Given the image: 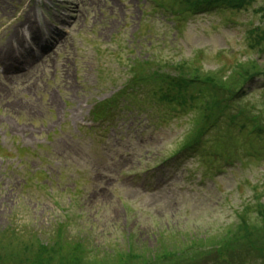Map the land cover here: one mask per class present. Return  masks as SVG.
Wrapping results in <instances>:
<instances>
[{"label":"rangeland","instance_id":"1","mask_svg":"<svg viewBox=\"0 0 264 264\" xmlns=\"http://www.w3.org/2000/svg\"><path fill=\"white\" fill-rule=\"evenodd\" d=\"M185 2L0 0L5 264H58L72 246L89 252L87 264H152L142 257L156 252L158 264H202L264 202V154L249 158L237 138L222 159L214 155L228 151L210 138L202 152L182 153L194 108L163 121L151 78L179 66L229 87L241 70H264L249 36L263 26L264 0L196 15ZM259 88L236 109L262 113Z\"/></svg>","mask_w":264,"mask_h":264},{"label":"trees","instance_id":"2","mask_svg":"<svg viewBox=\"0 0 264 264\" xmlns=\"http://www.w3.org/2000/svg\"><path fill=\"white\" fill-rule=\"evenodd\" d=\"M186 4L193 6L194 14L201 12L221 11H238L246 10L259 0H184ZM192 3V4H191ZM162 7V5H159ZM183 6V5H182ZM182 6L178 8H182ZM163 8V7H162ZM174 8V7H173ZM171 14H179L174 10L164 7ZM183 9V8H182ZM181 10V9H180ZM182 13V12H181ZM262 14L263 26L253 28L249 31L250 47L257 53L264 55V6L258 11ZM183 14L185 12L183 11ZM187 14H190L187 11ZM178 66V65H176ZM181 67H177V76L165 77L154 75L153 82L161 86L153 91V101L163 109V121H167L173 114H179L188 108H194L197 119L196 132L189 141L182 146V153H200L204 150V138H210L216 146L218 143L224 146V150L232 146V139L237 138L236 148H243L249 158L262 157L264 154V108L262 113L257 114L254 105H248L245 111L242 105L236 109L242 101H246L249 96L255 92V87L264 88V70H254L248 73L241 70L242 79L240 84L231 82V86H217L207 78L194 76L192 78L185 77V73ZM140 78H146L148 75L145 70L138 72ZM150 77V76H149ZM264 92V89H261ZM256 93V92H255ZM195 119V120H196ZM225 129V133L211 136V131L215 132ZM227 133L228 136L226 135ZM227 141H231V145H227ZM210 143V142H209ZM263 148V149H261ZM218 152V151H217ZM228 152H222L214 155V158L222 159ZM258 210L251 214L246 213L240 216L239 223L216 244L212 245L209 252L203 254L205 259L202 264H264V202L257 203ZM238 226V227H237ZM211 240H215L212 239ZM73 247V248H72ZM67 257L60 258L58 264H87L88 251L79 246H72ZM75 247V248H74ZM176 247V246H175ZM172 247V248H175ZM181 250V249H178ZM170 251H173L170 249ZM43 253V249L40 251ZM88 254V255H87ZM137 255V254H133ZM142 261L152 264H158L163 261L165 255L156 253H148L143 255ZM202 256V254L200 255ZM199 256V257H200ZM17 253L12 256L14 263H18ZM120 257V256H119ZM181 257L180 259H184ZM9 259V260H11ZM0 252V264L6 262ZM24 264V263H23ZM35 264H47L44 261H37ZM89 264V263H88Z\"/></svg>","mask_w":264,"mask_h":264}]
</instances>
